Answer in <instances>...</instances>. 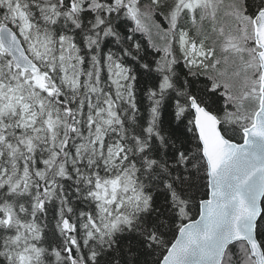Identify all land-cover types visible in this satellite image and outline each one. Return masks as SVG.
I'll use <instances>...</instances> for the list:
<instances>
[{
  "label": "snow or ice",
  "instance_id": "snow-or-ice-1",
  "mask_svg": "<svg viewBox=\"0 0 264 264\" xmlns=\"http://www.w3.org/2000/svg\"><path fill=\"white\" fill-rule=\"evenodd\" d=\"M0 264H264V0H0Z\"/></svg>",
  "mask_w": 264,
  "mask_h": 264
}]
</instances>
